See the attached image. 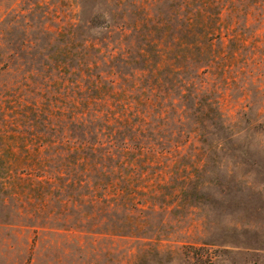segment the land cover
Listing matches in <instances>:
<instances>
[{"label": "rangeland", "instance_id": "obj_1", "mask_svg": "<svg viewBox=\"0 0 264 264\" xmlns=\"http://www.w3.org/2000/svg\"><path fill=\"white\" fill-rule=\"evenodd\" d=\"M0 264H264V0H0Z\"/></svg>", "mask_w": 264, "mask_h": 264}]
</instances>
